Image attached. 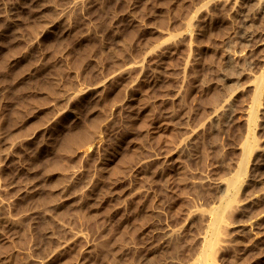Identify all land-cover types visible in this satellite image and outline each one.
<instances>
[{
  "label": "rangeland",
  "instance_id": "rangeland-1",
  "mask_svg": "<svg viewBox=\"0 0 264 264\" xmlns=\"http://www.w3.org/2000/svg\"><path fill=\"white\" fill-rule=\"evenodd\" d=\"M0 264H264V0H0Z\"/></svg>",
  "mask_w": 264,
  "mask_h": 264
}]
</instances>
